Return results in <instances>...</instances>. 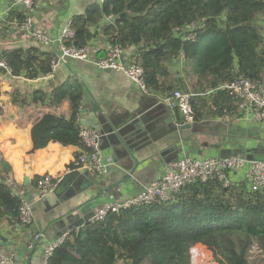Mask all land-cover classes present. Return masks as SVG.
I'll return each mask as SVG.
<instances>
[{
    "label": "trees",
    "instance_id": "16d2710c",
    "mask_svg": "<svg viewBox=\"0 0 264 264\" xmlns=\"http://www.w3.org/2000/svg\"><path fill=\"white\" fill-rule=\"evenodd\" d=\"M123 12L129 19H120ZM114 15L111 23L104 22ZM264 0H104L71 20L74 37L67 45L90 48L102 34L109 43L133 49L130 59L145 70L147 88L172 94H193L195 119L201 117L198 98L215 91L210 109L233 115L238 100L225 82L243 75L263 82L264 35L260 18ZM25 17L19 14L20 26ZM106 55L100 50L97 58ZM13 75L35 79L53 72V56L39 46L14 48L5 53ZM196 78L192 88L171 71L181 66ZM188 76V77H189ZM83 88L62 85L50 93H13L21 106L62 103L68 99V117L43 113L33 124V150L50 142L83 148L79 115ZM2 107L0 106V114ZM81 152H76L78 158ZM72 163L70 167H75ZM40 180H33L37 187ZM11 170L0 181V223H20L22 197L13 189ZM206 245L221 264H250L257 249L264 258V189L252 191L246 183L225 185L219 179L184 186L173 201L145 204L109 212L104 221H87L70 231L47 264H191L190 247Z\"/></svg>",
    "mask_w": 264,
    "mask_h": 264
},
{
    "label": "crops",
    "instance_id": "0c3cea01",
    "mask_svg": "<svg viewBox=\"0 0 264 264\" xmlns=\"http://www.w3.org/2000/svg\"><path fill=\"white\" fill-rule=\"evenodd\" d=\"M102 3L103 0H38L29 12L16 0H0V54L5 55L14 48L39 46L56 62L59 43L42 45L31 31L20 26L19 14L25 19L31 15L32 30L56 38L74 15ZM259 22L264 35V16ZM108 44L100 34L90 45L89 59L57 61L53 72L35 79L0 69V181L6 171L11 170L13 191L29 201L34 212L30 225L0 223V245L14 256L15 264H47L45 247L49 242L83 227L111 196L119 202L135 197L180 155L214 158L245 155L264 160V123L243 118L238 108L230 119L219 114L215 107L210 109L215 92L210 90L198 97L204 98L196 105L201 117L191 129H182L180 111L167 102L171 94L149 88L144 91L123 72L100 69L95 64L98 52L105 50ZM132 50H125L127 61H131ZM180 63L181 66L171 71L172 77L182 78L192 88L197 80L188 77L183 60ZM64 84L72 89L83 88L80 125L94 121L93 126L104 133L102 146L107 166L104 171L93 172L97 183L81 172L84 168L70 167L77 159L76 152L82 151L81 147L50 142L44 148L33 150V124L43 113L68 117L71 113L68 99L50 105L47 98L45 104L34 106H21L13 99L16 91L26 95L29 103L32 93H50ZM4 161L10 169L3 167ZM45 174L54 179L55 190L43 200H34L33 180ZM231 178L234 184L246 183L250 188L245 171L233 172ZM38 233L43 234V240L31 247L32 238ZM22 245L28 249L22 250L24 257L19 262L15 257ZM253 258L264 263L256 248L250 254V260Z\"/></svg>",
    "mask_w": 264,
    "mask_h": 264
},
{
    "label": "built area",
    "instance_id": "2783aa9c",
    "mask_svg": "<svg viewBox=\"0 0 264 264\" xmlns=\"http://www.w3.org/2000/svg\"><path fill=\"white\" fill-rule=\"evenodd\" d=\"M38 0H16V3L23 5L27 11L32 12ZM104 2V0H103ZM115 20L114 15L106 17L111 23ZM32 32L34 38L42 45L59 43L60 53L58 60L65 62L69 58L89 59L90 48L77 49L73 45H67L65 41L74 37L75 32L71 28V22L61 31L56 38L50 37L43 32L32 30L33 20L31 15L26 17L21 26ZM106 55L102 58H95V64L104 70H117L123 72L131 81L137 83L144 91H147L145 82V70L135 61L125 59V49L118 44L109 43L105 48ZM53 61V68L58 62ZM0 69L12 74L13 68L8 63L4 54H0ZM218 89L228 90L238 100V111L245 119H254L264 123V83L253 81L243 75L235 80L225 82ZM193 94L183 90H175L167 102L171 108L178 109L186 123L195 122V110L192 104ZM237 112L235 111L234 114ZM231 114L227 113L226 118L230 119ZM104 133L97 126L81 125L80 136L83 141V148L75 165L80 168H87L93 172H101L106 169L107 159L105 158L102 138ZM245 171L252 191L264 189V160L249 158L245 155H232L225 158L197 157L193 155L179 156L172 160L163 174L158 176L152 183L147 185L138 195L119 202L111 196L102 207L88 220H105L109 212H119L123 208L141 206L145 204L173 201L179 191L187 184L200 181L219 179L225 185L234 184L231 175L233 172ZM56 183L49 174L43 175L34 190V200H43L51 194ZM20 221L24 225H30L34 221L32 204L22 199L20 208ZM67 234L62 235L54 242H49L45 247V255L48 260L56 247L61 245ZM43 240V234H35L32 238L31 247ZM191 264H221L216 260L212 251L202 243H196L190 247ZM0 264H15L12 254L0 245Z\"/></svg>",
    "mask_w": 264,
    "mask_h": 264
},
{
    "label": "water",
    "instance_id": "95a60500",
    "mask_svg": "<svg viewBox=\"0 0 264 264\" xmlns=\"http://www.w3.org/2000/svg\"><path fill=\"white\" fill-rule=\"evenodd\" d=\"M119 18L120 19H129L130 17H129V13H127V12H123V13H121L120 15H119ZM108 70H110V69H108ZM94 125V121H92V122H90V123H88V124H86V126H93ZM194 125V122L193 123H185L184 121L181 123V128L182 129H191L192 128V126ZM2 165H3V167L5 168V169H10V165L7 163V162H2ZM89 180H91L92 182H95V183H97L98 182V179L97 178H95V176L93 175V171H91V170H89V169H87V168H84V169H82V171H81ZM83 175V176H84ZM26 180V182H28V178H26L25 179ZM28 249V247L27 246H24V245H22L21 246V248H19L18 250H17V256L15 257L16 258V260L17 261H19V262H22L23 261V257H24V253L22 252V250H27Z\"/></svg>",
    "mask_w": 264,
    "mask_h": 264
},
{
    "label": "rangeland",
    "instance_id": "374dc122",
    "mask_svg": "<svg viewBox=\"0 0 264 264\" xmlns=\"http://www.w3.org/2000/svg\"><path fill=\"white\" fill-rule=\"evenodd\" d=\"M253 264L255 263V262H259V264H264L263 262H261V261H259L258 259H255V258H253L252 260H250ZM263 261V260H262ZM251 262H250V264H251Z\"/></svg>",
    "mask_w": 264,
    "mask_h": 264
}]
</instances>
